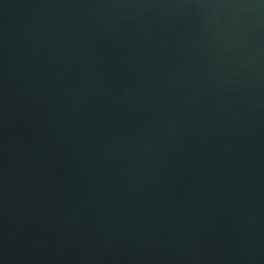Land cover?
Instances as JSON below:
<instances>
[{"label":"water","instance_id":"obj_1","mask_svg":"<svg viewBox=\"0 0 264 264\" xmlns=\"http://www.w3.org/2000/svg\"><path fill=\"white\" fill-rule=\"evenodd\" d=\"M0 264H264V0H0Z\"/></svg>","mask_w":264,"mask_h":264}]
</instances>
